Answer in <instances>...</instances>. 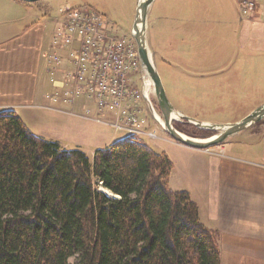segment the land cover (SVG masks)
Listing matches in <instances>:
<instances>
[{
    "label": "rangeland",
    "instance_id": "rangeland-1",
    "mask_svg": "<svg viewBox=\"0 0 264 264\" xmlns=\"http://www.w3.org/2000/svg\"><path fill=\"white\" fill-rule=\"evenodd\" d=\"M231 1L233 0H155L148 16L150 51L170 101L177 109L195 119L217 124L237 122L264 104V0H237L236 9L230 5ZM31 3L41 16L48 19L56 17L54 32L59 29L58 21H61L63 10L68 9L89 14L90 18L99 15L104 33L123 38L129 50L133 51V54L130 53V76L138 97H135L137 101L131 105L141 111L138 112L140 119H134L130 124L138 125L142 123L141 117L146 118L141 128L156 131L158 137L144 135L141 138L156 150H171L176 163L172 172L173 187L188 190L190 194H197L204 199L201 205L207 210L206 214L203 211V222L211 229L223 231L222 237L218 233L223 246L221 264H264V256L259 255L258 248H253L264 247V216L261 219H258L259 216H242V203H234V200L228 206L229 212L227 209L217 210L214 205L218 200L220 183L216 173L220 170L223 175L226 171L222 169V159L226 160L228 165L224 177L229 183L233 182L239 173L243 180L242 171L246 169V165L264 166V144L254 137L255 132H264V118L223 143L202 149L213 154L174 142L162 124L154 118L156 113L162 114L155 86L142 64L136 62L137 48L131 30L138 0H37ZM236 16L237 20H233ZM67 21V18H63L61 30ZM128 40H131L130 43ZM63 55L67 59V52ZM145 92L150 102L143 97ZM121 96L123 100L124 95ZM86 99L83 95L75 96L73 105L67 109L74 115L58 114L38 108L22 110L20 115L33 132L54 140H57L54 122L71 124L69 120L82 126L89 125L103 136L104 142L129 134L128 130L117 129L111 122L95 119L91 121L93 118H88V114L115 121L114 113L108 109L100 111L96 104L94 105L98 113L90 107L82 111L76 108L78 103L81 104V101ZM63 104L60 106L62 110H66ZM135 115L137 116V113ZM179 121L184 129L181 131L190 136L208 137L213 134L212 130L201 128L186 120H175L174 124ZM93 144L94 142L90 141L81 147L71 143L69 147H80L93 157ZM202 158L211 164V185L199 179L195 160ZM208 177H203L202 180ZM99 187L103 189L101 184ZM262 187L264 188V183ZM231 193L238 192L233 189ZM242 202L246 206L252 204L248 195L242 197ZM225 213L238 215L233 219L239 217V220L232 224L233 220H224ZM251 225L258 233L262 232L263 239L258 237L260 235L252 233L249 228H246L249 235L258 236L243 239L242 226ZM246 242L252 246L247 252L254 256L242 252V243ZM76 261V256L70 259L72 263Z\"/></svg>",
    "mask_w": 264,
    "mask_h": 264
},
{
    "label": "trees",
    "instance_id": "trees-1",
    "mask_svg": "<svg viewBox=\"0 0 264 264\" xmlns=\"http://www.w3.org/2000/svg\"><path fill=\"white\" fill-rule=\"evenodd\" d=\"M173 168L134 134L90 157L1 110L0 264H221L219 232L171 187Z\"/></svg>",
    "mask_w": 264,
    "mask_h": 264
},
{
    "label": "crops",
    "instance_id": "crops-1",
    "mask_svg": "<svg viewBox=\"0 0 264 264\" xmlns=\"http://www.w3.org/2000/svg\"><path fill=\"white\" fill-rule=\"evenodd\" d=\"M230 5L233 9H236L238 1L233 0ZM55 19L56 17L48 19L41 16L35 8V5L31 2L22 0H0V111L4 109H13L20 114L22 110L38 108L50 110L51 112L58 114H71L67 111L68 108H71L70 105L63 104L66 110L51 108L48 106L45 97L48 92L54 90L56 87L51 79L52 70H49V65L46 60V54L55 30ZM234 19L237 20V16L233 18V20ZM241 21L244 20L241 19ZM243 37L244 33L241 34V40H243ZM56 74L61 77L62 68L57 70ZM94 104L93 101L86 99L84 102L81 101V104L78 103L76 108L82 111L90 107L93 108L95 113H98ZM91 121L95 120L91 119ZM69 122H71V124L54 122L55 129L57 130L55 131V137L60 141L63 147L70 148L69 146L71 143L81 145L82 147L92 141L94 144L91 150V155H93L96 147L109 145L117 139L113 137L107 142H104V140H102L103 136L100 135L98 131H94L89 125L84 124L82 126L78 122L76 123L72 120H69ZM254 137L260 139L264 144V132L257 131L254 133ZM174 142L178 141L174 140ZM98 143L105 144L99 145ZM162 150L166 151L173 160L174 170L176 168V163L171 150L167 148H162ZM197 150L202 149L197 148ZM202 152L213 154L205 150H202ZM221 165L222 169H226V171L223 172V175H221L220 170L217 173L215 172L216 175L219 176L218 181L220 182L218 187V200L214 204L217 210L224 211L227 209L229 212L230 210L228 209V206L234 200V203H242V216H259L258 219H261L262 216H264V188L262 187V184L264 183V166L254 164L246 165V169L242 171V175L244 176L243 180L239 173L238 177L233 182L229 183V181H225L224 177L228 170L226 160L222 159ZM195 167L198 169L199 179L203 183L211 185V164L208 163L206 159L202 158L201 160H195ZM172 176L171 173L170 185L174 188ZM207 176H209L208 179L202 180L203 177L207 178ZM233 189L238 193H231ZM247 195L248 199L252 201V204L249 206H246V204L242 202V197ZM191 196L198 203L200 217L203 222V211L206 214L207 210L202 208L201 205L204 199L197 194H191ZM223 215H226L224 220H233L234 223L232 224H235V222L239 220V217L233 219V217L238 215L232 216L226 213ZM232 226L234 227V225ZM246 228H249L252 233L258 234L262 237L258 235H249V232L247 231L248 229ZM253 228V225L249 227L242 226L243 239L248 236L255 238L258 236L260 239H263L262 232L259 230V233H261L259 234L258 230H254ZM227 229L229 228H223V230ZM222 232L223 231H219L221 237L223 236ZM221 243L222 242L220 241V246ZM229 245L235 246L234 244ZM222 247L223 246H221V248ZM251 247L252 246L247 242L242 243V252L244 251L248 253L247 251H249ZM253 248H258L259 255L264 256V247L253 246ZM248 256H254V254L251 255L248 253Z\"/></svg>",
    "mask_w": 264,
    "mask_h": 264
},
{
    "label": "built area",
    "instance_id": "built-area-1",
    "mask_svg": "<svg viewBox=\"0 0 264 264\" xmlns=\"http://www.w3.org/2000/svg\"><path fill=\"white\" fill-rule=\"evenodd\" d=\"M63 11L61 21H58L59 29L52 35L46 54L49 70H52L51 79L56 85L55 89L45 96L48 106L62 110V103L73 105L75 96L83 95L93 101L100 111L108 109L114 113L115 121L104 120L91 114L87 115L88 118L111 122L117 129L128 130L140 138L144 135L158 137L156 131L141 128V124L146 122L145 117H141L142 123L138 125L130 124L134 119H140V110L131 105L137 101L135 97H138L130 76V53L133 54V51L129 50L122 37L113 34L108 36L103 32L99 15L90 18L89 14L79 10ZM63 18L68 21L61 30ZM132 38L136 42V62L142 64L137 41L134 36ZM130 41L128 40L129 43ZM64 52H67V59L64 58ZM60 68L61 77L56 74ZM121 95H124L123 100ZM143 97L150 102L146 92ZM154 118L164 128L162 114L156 113Z\"/></svg>",
    "mask_w": 264,
    "mask_h": 264
},
{
    "label": "water",
    "instance_id": "water-1",
    "mask_svg": "<svg viewBox=\"0 0 264 264\" xmlns=\"http://www.w3.org/2000/svg\"><path fill=\"white\" fill-rule=\"evenodd\" d=\"M23 1L34 2L37 0ZM154 1L155 0H138L137 13L132 26V34L138 43L142 66L154 83L158 103L164 118V128L169 133V135L173 139L185 145L204 149L221 144L228 138L235 136L239 132L248 129L250 126L261 121L264 118V104L257 107L241 120L224 124L211 123L195 119L183 113L172 104L166 93L164 83L154 59H152L153 54H151L148 41V16ZM175 120H186L201 128L212 130L213 134L208 137L190 136L175 126Z\"/></svg>",
    "mask_w": 264,
    "mask_h": 264
},
{
    "label": "bare ground",
    "instance_id": "bare-ground-1",
    "mask_svg": "<svg viewBox=\"0 0 264 264\" xmlns=\"http://www.w3.org/2000/svg\"><path fill=\"white\" fill-rule=\"evenodd\" d=\"M153 59V58H152Z\"/></svg>",
    "mask_w": 264,
    "mask_h": 264
}]
</instances>
